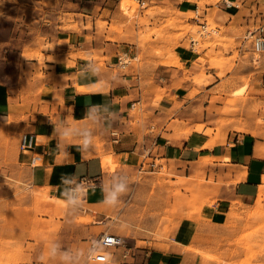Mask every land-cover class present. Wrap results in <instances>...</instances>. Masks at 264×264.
I'll use <instances>...</instances> for the list:
<instances>
[{
    "label": "crops",
    "instance_id": "0c3cea01",
    "mask_svg": "<svg viewBox=\"0 0 264 264\" xmlns=\"http://www.w3.org/2000/svg\"><path fill=\"white\" fill-rule=\"evenodd\" d=\"M139 1L163 10L195 7L188 0L181 4ZM227 1L238 4V0ZM118 3L83 0L77 28L57 31L47 38L53 45L63 41L61 54L66 60L55 63L44 58L42 77L37 78L35 85L44 92L49 90L40 92L38 98L47 104V112L39 106L38 114L21 123L26 133L34 135L31 150H20L16 136L7 139L9 127L5 124L9 122L10 103L0 88V169L21 170L23 182L48 194L44 206L50 213H54V199L64 198L68 189L80 182L86 184L82 201L88 206H104L108 204L105 200L111 201L115 194L111 211L106 208L96 214L99 227L123 228L114 229L123 242L114 257L115 264L122 261L120 254L124 250L128 253L127 264H217L192 249H204L197 239L202 234L231 228L229 213L233 203L248 205L264 186V126H258L254 111L248 110L240 123L227 122L222 126L223 135L212 139V112L208 116L200 110V106L212 104H200L201 92H191L221 87L224 80L217 78L219 70L206 69V76L214 78L208 85L188 84L180 77V71L196 73L202 67L194 64L192 49L181 47L174 50L180 67L167 65L164 56L154 55H148L141 65L132 66L131 61L139 53L134 42L137 38L124 29L120 33L110 29L124 22ZM196 6L202 17L212 9V4ZM216 6L223 11V0ZM228 10L225 11L229 13ZM50 51L47 56L53 55ZM121 51L130 59L122 68L116 59ZM256 65L247 71L252 74L251 88L260 92L264 91V55ZM52 73L54 81L48 80ZM54 95L59 96L56 101ZM156 95L161 98L156 99ZM255 96L256 103H264L263 94ZM56 103L57 112L51 113ZM234 124L242 130L232 129ZM35 154L43 155V160L32 167L30 158ZM7 160L11 165L5 164ZM147 162V171H141ZM112 163L114 171L109 172ZM163 168L173 176L152 175ZM201 177L204 186L211 189V198L200 196L201 186L195 180ZM185 183L190 186L179 188ZM118 184L126 186L124 192L115 193ZM7 196L0 189V231L2 202ZM185 201H194L196 207H184ZM112 216L121 225L108 227ZM156 231L163 234L162 243L155 240Z\"/></svg>",
    "mask_w": 264,
    "mask_h": 264
},
{
    "label": "rangeland",
    "instance_id": "374dc122",
    "mask_svg": "<svg viewBox=\"0 0 264 264\" xmlns=\"http://www.w3.org/2000/svg\"><path fill=\"white\" fill-rule=\"evenodd\" d=\"M114 1H119L118 10L124 22L110 29L119 33L124 29L137 38L134 42L139 53L137 59L131 61L132 66L137 67L148 55H154L164 56L167 65L180 67L174 50L179 47L188 50L191 48L189 38H192L197 41L191 51L196 61L194 64H200L202 70L192 73L182 69L180 77L188 84L205 86L212 79L214 81L213 76H206V69L219 70L216 76L224 80L221 87L191 92L192 95L201 92L200 104H212L206 108L200 106L201 112H206L208 116L212 112V139L223 135L222 126L227 122L240 123L248 110L254 111L256 124L264 126V103H256L255 98L258 93L264 95V91L251 88L252 74L247 71V68H257L256 62L264 52L252 53L249 41L244 40L248 28L264 22V0H238L239 7L232 6L229 13L216 6L222 0H188L199 5L212 4L207 16L198 20L207 24L208 31L203 36L200 35L201 28L195 20L194 10H163L148 7L147 4L140 6L137 0ZM166 1L184 3L183 0ZM81 2L83 0H0V88L10 103L9 122L5 124L9 127L7 139L16 136L17 147L19 138L26 133L21 123H27L30 116L38 114L39 106L47 112V104L38 100L44 89L35 85L37 78L42 77L44 58L55 63L66 60V56L61 54L63 41L53 45L48 43L47 38L57 31L77 28L82 17ZM228 21L231 22L227 24ZM49 51L53 55L47 56ZM227 73L228 78L225 77ZM48 80L54 81L53 73ZM58 97L54 95L55 101ZM160 98L161 95H156V99ZM138 111L139 106H136L134 112ZM55 112L57 103L51 110V113ZM13 127H16L15 131L10 129ZM231 128L242 130L235 124ZM63 130L66 131L64 128L60 131ZM207 132L211 133L210 130ZM5 164L11 165V161L7 160ZM111 165L109 172L114 171L113 163ZM152 175L160 178L173 176L165 168ZM195 184L201 186L202 199L212 197L210 187L204 186V177L195 180ZM189 186L185 183L179 188ZM0 189L8 194L7 200L2 202L0 264H98L87 259L92 239L101 232L115 233L114 229H123L98 225L97 212L106 208L111 211L113 203L96 208L86 205L80 198L70 200L66 195L54 199V213L47 212L44 200L48 194L30 188L23 182L21 170L16 168L0 169ZM195 197L196 194L193 199ZM182 205L196 207L194 201H185ZM107 214L110 215V212ZM229 216L231 228H220L212 235L202 234L197 239L205 246L204 249L193 248L192 251L214 259L217 264H264V186L248 205L234 202ZM119 225L121 223L112 216L108 227ZM167 229L163 228V231ZM115 234L121 236L120 233ZM154 238L159 243L164 241L159 231L155 232ZM109 251L117 257V249Z\"/></svg>",
    "mask_w": 264,
    "mask_h": 264
},
{
    "label": "built area",
    "instance_id": "2783aa9c",
    "mask_svg": "<svg viewBox=\"0 0 264 264\" xmlns=\"http://www.w3.org/2000/svg\"><path fill=\"white\" fill-rule=\"evenodd\" d=\"M138 1V4L140 6L143 5V2ZM232 2L223 0L224 9H230L231 5L229 4ZM194 12L196 14L195 20L197 21V24L201 28V34H204L208 31L207 24L202 21L198 22V20L203 19V17L200 15L199 12H197V3H194ZM244 40L249 41L250 44V50L254 54H259L264 52V22L260 23L256 27L250 29L248 28L244 34ZM196 44V41L192 38H189V45L191 48H193ZM117 59V65L119 67H125L130 63V59L125 51H121L117 53L116 55ZM112 136L115 135L114 132L111 133ZM34 147V135L32 133H25L22 134L19 140V148L20 150L26 151L31 150ZM43 160V155L41 154H35L31 156L30 158V166L35 167L38 164H41ZM149 163H144L142 166L141 171L146 172L147 171V165ZM153 164H150L152 166ZM86 189L85 182H80L79 185L72 186L68 189V198L70 200H77L80 198V200H83V193ZM123 246L122 238L117 235L110 232H101L99 235H97L95 238L92 239L89 253L87 255V259L98 263V264H115V258L113 257L112 253L109 250H115ZM128 257L127 251H122L120 254V258L122 259L121 262L118 264H127L125 260Z\"/></svg>",
    "mask_w": 264,
    "mask_h": 264
},
{
    "label": "clouds",
    "instance_id": "9594fccd",
    "mask_svg": "<svg viewBox=\"0 0 264 264\" xmlns=\"http://www.w3.org/2000/svg\"><path fill=\"white\" fill-rule=\"evenodd\" d=\"M125 185H122V184H118V185H116V188H115V193H122V192H124L125 191ZM116 195L114 194L113 195V198H112V200L111 201H109V200H105V203H115L116 202Z\"/></svg>",
    "mask_w": 264,
    "mask_h": 264
},
{
    "label": "bare ground",
    "instance_id": "6f19581e",
    "mask_svg": "<svg viewBox=\"0 0 264 264\" xmlns=\"http://www.w3.org/2000/svg\"><path fill=\"white\" fill-rule=\"evenodd\" d=\"M230 5H231V8H232V6L234 7V8H238L239 7V5L238 4H236V3H234V2H232V4L231 3H229ZM230 10V9H229ZM197 12H199L200 13V11H199V9H197ZM194 15L196 16V14H195V12H194ZM199 26V25H198ZM212 32H213V30H211ZM206 33H204V34H200L201 36H203V35H205ZM196 41V40H195ZM196 43H197V41H196ZM190 49H192V48H190ZM20 149V148H19Z\"/></svg>",
    "mask_w": 264,
    "mask_h": 264
}]
</instances>
